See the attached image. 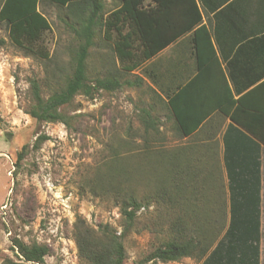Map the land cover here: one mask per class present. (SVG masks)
<instances>
[{"label":"rangeland","instance_id":"1","mask_svg":"<svg viewBox=\"0 0 264 264\" xmlns=\"http://www.w3.org/2000/svg\"><path fill=\"white\" fill-rule=\"evenodd\" d=\"M104 4L105 15L119 6L118 0H104ZM38 9L50 29L36 40L23 38L21 45L0 21L4 42L0 45V264L7 258L18 261L15 239L47 245L46 264H88L75 243L77 219L83 218L96 233L107 225L120 235L125 227L120 205L131 195L150 206L138 212L135 229L124 239L123 264H238L228 251L232 233L228 216L224 232L203 259L146 260L151 251L174 237L172 226L178 218H183L187 237H197L195 226L200 222L196 218L204 214L195 215L193 203L200 199L225 202L228 194L225 189L220 198L198 196L194 173L177 174L163 160L157 163L156 157L168 159L166 153L178 147L180 136L166 103L157 102L147 78L141 88L99 91L94 99L75 96L63 109L72 119L69 129L62 123H38L27 114L30 80L40 82L45 98L60 91L73 72V53L79 44L74 32L79 17L72 7L42 1ZM102 32L98 30L97 46L88 60L90 80L106 76ZM117 68L121 69L119 63H112L111 69ZM136 75L123 72L121 79L132 81ZM144 111L159 122L157 131L149 127L146 132ZM44 134L49 139L35 149L37 137ZM25 145L28 153L17 168V154ZM165 172L169 184L186 186L187 198L176 197L175 186L164 184ZM187 204L192 206L185 212ZM213 218L219 219L218 215Z\"/></svg>","mask_w":264,"mask_h":264},{"label":"trees","instance_id":"2","mask_svg":"<svg viewBox=\"0 0 264 264\" xmlns=\"http://www.w3.org/2000/svg\"><path fill=\"white\" fill-rule=\"evenodd\" d=\"M42 1L60 7H72L73 14L79 17L77 26L74 27L79 44L73 53V72L66 78L60 91L53 92L45 98L42 95L40 82L34 78L30 80L31 107L27 110V114L38 123H62L69 129L72 119L63 112V109L73 102L75 96L82 94L94 99L99 91L116 92L123 87L141 88L144 83L143 77L136 75L132 81H122L123 72L132 73L140 70L143 76L150 78L148 66L143 68L141 66L194 28L193 41L198 59H201L203 39L201 35H205L210 51L214 54L210 34L204 25H200L202 15L196 0H118L119 6L107 15H105L104 0H4L0 8V21L9 26L10 34L18 45L22 44L23 38L33 41L38 39L43 31L50 29L48 19L38 9ZM98 30L103 31L105 41L106 55L103 56V62L106 76L90 80L88 60L93 48L97 46ZM2 44L4 42L0 40V45ZM117 62L121 69H111L112 63L115 66ZM157 76L152 74V82L155 85H158ZM180 95V90L167 95L166 105L179 135L190 136L215 112V109L202 113L186 111L181 104ZM220 112L264 144L263 113H251L243 109L239 100H234L232 94H230L229 107L221 108ZM143 114L146 132L149 131V127L152 131H157L159 123L157 119L153 117L151 119L150 111H144ZM0 122H2L1 116ZM48 139L45 134L38 136L34 148H38ZM27 153L28 146L25 145L17 154V168L21 166ZM176 158L178 157L168 156V159L156 157V160L157 163L163 160L174 172ZM167 174L169 173L165 172L167 177V181L164 180L165 185L169 184ZM179 179L178 177L176 182H179ZM169 185L173 188L175 186L171 181ZM176 185L173 191L175 196L177 197L178 194V198H187L188 190L186 192L184 190L186 186L181 185L180 182ZM172 204L175 205V200ZM149 206V203L141 202L134 195L123 200L120 207L125 227L120 235L107 225L100 226V231L96 233L83 218H78L75 223L74 238L80 258L88 264H123L126 259L124 239L135 229L139 218L138 212ZM186 206L185 212L192 205ZM192 211L195 215L201 212L204 214L203 217L196 218L200 222L195 226L197 237H187L183 218H178L172 226L175 231L174 237L151 251L146 258L147 261L169 263L185 257L203 259L207 255L225 230L227 206L193 203ZM212 215H218L219 219H214ZM13 246L18 250V261L7 258L2 264H46V257L49 255L47 245L26 244L15 239Z\"/></svg>","mask_w":264,"mask_h":264},{"label":"crops","instance_id":"3","mask_svg":"<svg viewBox=\"0 0 264 264\" xmlns=\"http://www.w3.org/2000/svg\"><path fill=\"white\" fill-rule=\"evenodd\" d=\"M196 2L214 54L201 35L198 59L194 28L141 67L148 66L157 102L165 104L167 95L180 90L186 111L215 109L196 132L179 135L178 147L166 154L179 158L175 173L195 174L198 196L220 198L226 189L225 202L194 204L226 205L232 231L228 251L238 264H264V144L220 112L229 107L232 94L243 109L264 114V0ZM138 71L132 73L146 79ZM152 74L158 75V85Z\"/></svg>","mask_w":264,"mask_h":264}]
</instances>
